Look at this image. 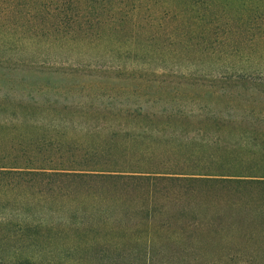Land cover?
<instances>
[{"label":"rangeland","instance_id":"1","mask_svg":"<svg viewBox=\"0 0 264 264\" xmlns=\"http://www.w3.org/2000/svg\"><path fill=\"white\" fill-rule=\"evenodd\" d=\"M197 1L155 0L151 11L135 1L0 0V101L47 90L34 100L186 106L176 119L232 120L238 135L223 142L264 160V0ZM61 124L72 162L86 159L96 130L73 115ZM118 192L110 219L72 205L59 244L26 248L0 236V264L39 255L45 264H264V182L180 176Z\"/></svg>","mask_w":264,"mask_h":264},{"label":"trees","instance_id":"2","mask_svg":"<svg viewBox=\"0 0 264 264\" xmlns=\"http://www.w3.org/2000/svg\"><path fill=\"white\" fill-rule=\"evenodd\" d=\"M131 1L135 7L144 4L152 11L150 5L155 0L118 3ZM201 1L209 7L232 3L197 2ZM49 94L47 90H31L28 97L10 100L14 96H8L0 101V236L5 235L1 243L20 242L26 248L59 244L58 234L72 230L66 218L72 205L84 209L94 206L95 213L110 219L107 210L120 198L118 189L128 182L180 176L264 182V160L246 146L225 144L221 139L238 135L232 120L220 117L195 126L176 119L191 111L186 106L135 107L115 104L110 95L103 96L107 98L103 103L87 102L74 108L34 100ZM205 110L212 107H200V111ZM259 110L257 113L264 114V108ZM72 115L89 122L95 132L108 128L112 136L99 145L95 132H90L94 142L85 153L86 159L73 162L72 148H65L67 144L59 140L62 121ZM238 132L246 133L243 129ZM42 258L29 256L23 264H45Z\"/></svg>","mask_w":264,"mask_h":264}]
</instances>
